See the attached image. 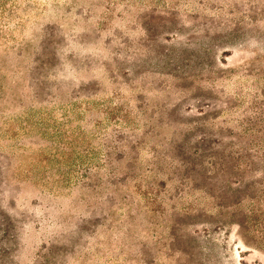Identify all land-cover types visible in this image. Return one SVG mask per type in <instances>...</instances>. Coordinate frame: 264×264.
Returning a JSON list of instances; mask_svg holds the SVG:
<instances>
[{
    "label": "rangeland",
    "instance_id": "1",
    "mask_svg": "<svg viewBox=\"0 0 264 264\" xmlns=\"http://www.w3.org/2000/svg\"><path fill=\"white\" fill-rule=\"evenodd\" d=\"M264 0H0V264H264Z\"/></svg>",
    "mask_w": 264,
    "mask_h": 264
},
{
    "label": "trees",
    "instance_id": "2",
    "mask_svg": "<svg viewBox=\"0 0 264 264\" xmlns=\"http://www.w3.org/2000/svg\"><path fill=\"white\" fill-rule=\"evenodd\" d=\"M264 235V234H263ZM264 237V236H263Z\"/></svg>",
    "mask_w": 264,
    "mask_h": 264
}]
</instances>
